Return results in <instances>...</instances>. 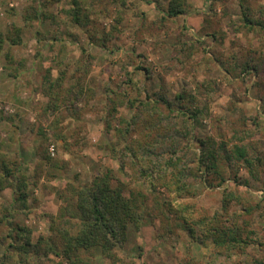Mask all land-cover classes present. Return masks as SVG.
Returning a JSON list of instances; mask_svg holds the SVG:
<instances>
[{
	"label": "rangeland",
	"instance_id": "rangeland-1",
	"mask_svg": "<svg viewBox=\"0 0 264 264\" xmlns=\"http://www.w3.org/2000/svg\"><path fill=\"white\" fill-rule=\"evenodd\" d=\"M186 1L182 15L163 18L162 0H124V5L120 0H96L90 9L122 14L119 29L103 45L98 37L89 40L85 29L107 32L111 16L99 12L91 16L95 22L80 27L65 12L69 0H0V164L4 160L9 167L19 165L14 176L23 177L27 199L15 219L30 230L33 240L50 234L51 217L69 199L61 194L67 182L84 184L110 170L129 188L143 189L135 166L126 161L120 169L114 156L124 152V142L118 143L119 119L133 117L131 140H149L159 156L172 155L175 144L176 155H186L188 173L198 155L197 138H212L216 145L224 141L229 151L234 144L244 147L252 161L249 168L227 160L228 153L220 151L218 169L225 181L218 183L217 174L209 173L211 186L198 172L189 173V192L174 203L188 206L196 216L212 215L221 211L223 191H229L239 198L230 202L229 212L240 224L249 222L254 240L243 250L216 252L181 228L164 204L171 193L158 186L144 192L148 199L140 224L128 227L126 243L116 248L115 264H262L264 27L244 26L240 5L247 2L254 18L264 21V0ZM36 5L52 17L25 18L27 7ZM82 48L90 59L84 58ZM62 70L63 89L81 77L85 90L78 99L60 101L54 111L48 106L44 77L54 79ZM180 93L186 106L202 112L182 116L175 99ZM147 94L173 101L172 112L158 105L147 116L140 106H129L128 98ZM108 97L119 101L116 110ZM2 173L0 166V177ZM13 199L12 188L0 185V217ZM7 233L0 220V254L10 241L2 238ZM94 261L109 264L99 253ZM34 264L64 262L42 252Z\"/></svg>",
	"mask_w": 264,
	"mask_h": 264
},
{
	"label": "trees",
	"instance_id": "trees-1",
	"mask_svg": "<svg viewBox=\"0 0 264 264\" xmlns=\"http://www.w3.org/2000/svg\"><path fill=\"white\" fill-rule=\"evenodd\" d=\"M96 0H69L71 7L66 10V14L71 18L72 22L83 27L92 22L99 12L104 13L105 17L111 16L113 23L107 32L92 29H85L89 40L101 41L106 45V40L111 34L118 30V24L121 21L122 14L116 13L114 16L109 14L107 8L90 9L89 4H94ZM119 0H111L117 3ZM159 2V0H153ZM165 5L161 7L163 18H175L182 15L187 7L186 0H162ZM120 4L124 5V0H120ZM93 6V5H92ZM240 12L242 24L249 28L264 27V21L251 13V8L247 2L241 3ZM27 15L25 18L46 19L50 18L48 11L43 10L38 5L27 7ZM263 14V11H261ZM97 33L99 34L97 36ZM61 40V39H60ZM82 54L85 59H90L91 55L82 48ZM63 61V60H62ZM65 72L62 70V75H58L52 79L50 74L44 77V89L48 91L49 101L48 106L54 111L58 109L60 101H65L69 98L78 99L83 93L81 77L75 78L70 85L63 89V79ZM189 99L193 97L187 96ZM178 100L179 113L183 116L184 112H191V116H196L202 110L198 107L186 106L183 101L186 99L184 94H177L175 97ZM112 103V111L116 110L119 101L116 102L114 97H108ZM129 106H137L140 111H145L147 116L153 114L156 108L154 106L162 105L170 112L173 110L174 102L160 96L158 99L151 98L149 94L142 99H127ZM138 104V105H137ZM167 120V116L163 115ZM120 123L122 127L117 128L118 143L124 142L123 153L114 155L119 162L120 169L125 167L126 161H129L136 168L139 174V184L143 189L135 190L134 187L129 188L118 176H115L112 171L107 170L98 172L84 184H75L67 182L61 194L68 196V202L64 208H60L58 212L51 217L49 222L48 236L39 235L35 240L31 237L30 230L24 225H20L15 219V212L25 207L27 199L26 184L23 177L14 176V170L18 169L19 165L9 167L5 161H1L3 175L0 177L1 187L7 185L14 192V199L3 210L0 217L1 222L8 227V233L2 238L6 241V251L0 254V264H34L39 258L40 253L48 254L49 252L61 257L64 264H95V255L99 253L101 257L115 264L116 248L122 247L127 241L128 227H135L140 224V211L145 207L147 195L145 191H155L158 186L164 187L171 193V198L165 206L181 224V228L187 231L190 237H201L203 242L213 246L217 252L230 253L233 250H243L251 242H253V230L249 228L247 220L240 224L236 215L229 212V205L232 200H239L236 195L229 191H223L221 211L214 212L212 215H195L189 210L188 206L175 204L177 198L184 196V193L189 192L185 179L189 173L198 174L203 177L207 185H212L206 177L209 173L217 174L218 183L225 181L224 176L218 169V154L221 152L231 153L226 154L227 160L233 158L235 162H242L243 166L252 164L251 158L247 156L244 147L234 144L232 151L228 150L227 143L221 141L216 145V141L212 138L207 140L197 138L198 155L191 159L194 163V170L188 173L190 167L185 164L186 155H176L175 144H172V155H154L153 146L149 140L138 141L131 140L129 134L132 127L135 125V119L130 120L121 117ZM56 121L58 119L56 118ZM154 126V124H153ZM61 136V135H59ZM117 144V143H116ZM114 146V144H113ZM112 150H115L112 148ZM43 159L49 160L48 155H43ZM138 166V168H137ZM12 179V180H11ZM235 179V177H234ZM237 180V178H236ZM250 213L251 209H245ZM249 210V211H248ZM184 224V225H182ZM263 246V244L261 243ZM264 248V246L262 247ZM260 262L264 264V255Z\"/></svg>",
	"mask_w": 264,
	"mask_h": 264
},
{
	"label": "built area",
	"instance_id": "built-area-1",
	"mask_svg": "<svg viewBox=\"0 0 264 264\" xmlns=\"http://www.w3.org/2000/svg\"><path fill=\"white\" fill-rule=\"evenodd\" d=\"M50 149H51V151H53V148H52V147H51ZM52 154H53V153H52Z\"/></svg>",
	"mask_w": 264,
	"mask_h": 264
}]
</instances>
